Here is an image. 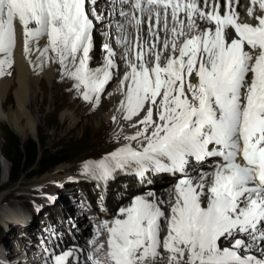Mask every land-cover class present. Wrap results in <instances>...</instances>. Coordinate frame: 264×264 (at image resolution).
<instances>
[{
  "label": "snow or ice",
  "instance_id": "1",
  "mask_svg": "<svg viewBox=\"0 0 264 264\" xmlns=\"http://www.w3.org/2000/svg\"><path fill=\"white\" fill-rule=\"evenodd\" d=\"M95 3L0 0V75L12 67L19 26L28 54L43 63L54 53L83 99L98 101L117 65L105 44L103 66L89 67ZM113 3L137 33L121 41L129 52L121 109L125 120L143 112L125 137L139 147H121L86 171L104 180L117 170L182 175L170 209L138 196L104 222L112 264H149L161 248L169 264H264V253L245 251L257 239L264 246V0H249L255 23L241 21L239 0ZM196 162L213 167L201 171Z\"/></svg>",
  "mask_w": 264,
  "mask_h": 264
},
{
  "label": "bare ground",
  "instance_id": "2",
  "mask_svg": "<svg viewBox=\"0 0 264 264\" xmlns=\"http://www.w3.org/2000/svg\"><path fill=\"white\" fill-rule=\"evenodd\" d=\"M248 4V0H239V5L236 7V11L240 13L241 21L244 22H248L253 19L252 17H249L247 15ZM91 7L96 9L95 15L99 18L94 19L93 16L90 15V17L94 19V27L93 48L90 53L91 59L89 61V67L95 69L103 66L107 55L103 47L105 44L109 45L116 53L113 59L117 65V68L113 69V75L111 79L112 81L117 79V81L115 84L113 83V85H111V89L109 92H107L105 98L108 102L105 103L103 101V97H101L102 101H98L97 111H99L100 115L102 116L103 122L109 123V121H112L114 123L113 129L115 130V134L120 133L129 136L137 132V128L133 127V124L143 116V112H141L140 116L134 117L133 120L123 119L124 112L121 109V103L125 100L126 91V85L123 82V75L128 71L127 60L129 58V52L121 41L122 37L127 38L131 41L137 34L136 28L133 24H129V22L125 20L124 17L118 15L120 6L118 4L114 5L113 0H96V3ZM121 23L125 26V30L123 32L120 30V28L117 27V25ZM43 43L44 42L41 41V44ZM50 55L53 57L51 61L44 60L43 63H41V57L39 56L38 52L32 51L31 54H28L25 51V42L22 30L19 26H17L16 45L14 49L12 64V68H14L15 70L14 78H11L9 76L8 71L10 69H6L5 73L3 75H0V112H2L3 114V117H0V124L5 121L7 124H9L11 129L22 139H24L28 135L35 134L37 123L32 117V110L34 109L33 106H35V110L38 112H41L44 108V102H38L36 98L37 94L42 93L45 98L47 91L46 85H50L53 88H56L58 86L61 88L63 86H69L71 83V78L66 75L64 67L58 63L55 58V54L51 53ZM164 55H167V53H165ZM0 59H3L2 55H0ZM61 82L62 84H60ZM11 92L14 97V104L8 107V96ZM62 120H69L71 124H73L75 122V117H73V115H71L70 113H64L62 115ZM135 142L136 141L129 142L128 140L127 145H133L135 144ZM52 177H46L47 179L45 180L50 181V178ZM59 177H56V180H58ZM72 189L70 195L71 198H75L77 197V193L72 192ZM146 198L160 203L163 209L168 210L170 209L171 203L175 198V192L174 190L160 189V191L157 192L156 196H150ZM49 201L57 202L58 200L56 201L55 197H49ZM62 201L67 202L66 199ZM62 204L63 203H60V205ZM62 206L64 208V214L66 213L67 215L70 209L68 210L65 205ZM32 211H34V209H32ZM27 214L28 213L24 214V216H27ZM36 214L37 212L33 213V219ZM79 214V212H76L75 216ZM41 215L43 214H40V216ZM22 218L24 217L22 216ZM82 218L83 216H81V218L79 217V219ZM116 218L121 217L119 216ZM76 219L77 218H74V220ZM18 220H20V223L25 221L24 219L23 221H21L19 215H17L15 219L3 224V227H0L4 230L5 235H10L11 232H14V229L17 228ZM161 224L162 228H164V231L161 232V236L163 237L166 234V225L163 224V221L161 222ZM105 236V238L97 239V242H99L100 244L99 247H97V242L94 246L93 244H90L93 248H89L85 245L81 246V253L78 252V255L76 254L78 263L71 262L69 257L66 261V264H93L86 259V256H92L93 254H95V249L97 248L98 251L96 253V256L99 255V258L100 256L107 254L109 252V233L107 232V230L105 231ZM10 242L11 239L7 237L6 240H4V243L0 245V248L7 249V246ZM78 242L81 244L82 239H78ZM224 246L228 247L229 245L224 244ZM248 253L256 254L257 256H259L260 253H264V246H262L261 243L256 245V247H254L253 245L252 250ZM7 254H9L10 256L12 255V253L10 252ZM104 258L108 259L109 257ZM104 264H112V262L109 263L108 261H106V263ZM149 264H169V253L161 248L160 256L157 257L154 261H149Z\"/></svg>",
  "mask_w": 264,
  "mask_h": 264
},
{
  "label": "rangeland",
  "instance_id": "3",
  "mask_svg": "<svg viewBox=\"0 0 264 264\" xmlns=\"http://www.w3.org/2000/svg\"><path fill=\"white\" fill-rule=\"evenodd\" d=\"M8 73L11 78H14V68L11 67ZM70 80L71 83L69 86H63L61 88L59 86V88H53L50 85H46L47 91L45 98L42 93L37 94L36 98L39 103L44 102V108L41 112H38L35 110V106H33L32 117L37 123L34 135H28L22 139L5 121L0 124V149L4 143V129L7 128L18 136L20 142H24L26 139L30 138L40 144L42 143L45 150L50 154L60 151H69V159L65 164H58L50 173H46L39 177L30 179L21 178V180L14 185H8L10 165L0 154V217L6 220L5 223L16 218L17 215L14 213H20V216H22L30 212L32 201L34 202L42 195L44 197L47 192L49 195L45 196H47L48 200L49 197H55L56 201L58 200L57 202L64 203L65 201L62 200L66 199V194L69 192L71 193V189L73 188V182L71 181L73 175H82L81 172H86L85 165L91 160L103 156L106 152L116 150L124 141H128L125 139V134H115V130L113 129L114 123L112 121H109V123L103 122L102 116L99 111H97L98 101H102L101 97H103L105 103L108 102L105 99L106 94L110 91L111 85L116 83L117 79L109 81L104 91L99 94L98 101L96 98H93L91 102L83 99V89L78 91L75 87L76 81L73 79ZM60 84H62V82ZM8 97L9 107L14 104L12 92ZM64 113L73 115V117H75V122L71 124L69 120H62V115ZM0 117H3L2 112H0ZM114 136L116 140L118 139L120 142H109V140L112 139L111 137ZM129 142L131 141L129 140ZM46 177L52 178L48 181L45 180L47 179ZM56 177H59L58 180H56ZM59 186L62 187V192L58 194L56 191L60 190V188H58ZM69 209L72 211L73 215L76 214L73 211L74 209ZM54 212H57L56 209H54ZM46 213L49 214V211ZM49 216L50 215H48V217ZM38 219L39 220L35 222V219H33L32 227L40 230L39 226L41 222H46L47 219L44 218L43 215L38 217ZM3 224L4 223L0 222V227H3ZM9 236L11 237V234L5 235L4 231L0 229V245L3 244L4 240ZM225 245H229V242H225Z\"/></svg>",
  "mask_w": 264,
  "mask_h": 264
},
{
  "label": "trees",
  "instance_id": "4",
  "mask_svg": "<svg viewBox=\"0 0 264 264\" xmlns=\"http://www.w3.org/2000/svg\"><path fill=\"white\" fill-rule=\"evenodd\" d=\"M3 140L0 154L10 165L8 185L18 183L21 178L30 179L50 173L58 164L63 165L69 159V151L50 154L42 143L30 138L20 142L18 136L7 128L4 129Z\"/></svg>",
  "mask_w": 264,
  "mask_h": 264
}]
</instances>
